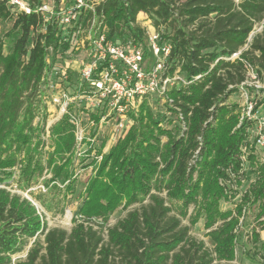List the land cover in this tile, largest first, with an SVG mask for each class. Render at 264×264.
I'll list each match as a JSON object with an SVG mask.
<instances>
[{
	"label": "trees",
	"instance_id": "1",
	"mask_svg": "<svg viewBox=\"0 0 264 264\" xmlns=\"http://www.w3.org/2000/svg\"><path fill=\"white\" fill-rule=\"evenodd\" d=\"M24 1L31 14L0 0V23L13 22L6 38H0V184L11 180L10 171L20 163L21 176L29 186L45 170L37 156L47 119L43 100L47 79L71 47L56 19L46 21L35 12L44 0ZM96 12L109 39L133 41L146 50V31L138 16L143 13L152 21L160 43L170 46L164 78L176 73L183 77L181 86L166 95L174 118L159 119L150 99L144 98L129 114L133 126L106 154L103 141L96 154L102 159L93 160L96 174L84 190L83 220L75 219L70 231L48 228L28 200L0 189V264H13L12 257L35 237L26 260L18 264H224L235 260L239 217L248 205L260 203L257 220L264 232V163L253 153L249 165L256 168L258 177L243 194L237 215L219 214L217 209L224 195L219 182L228 180L229 174L236 180L244 177L242 149L250 148L249 130L255 122L243 118L241 106L230 104L229 99L246 81V65L263 77L264 0H103ZM257 24L263 25V31L250 43ZM239 53V58L231 60ZM69 80L76 82L70 74ZM39 115L42 124L34 127ZM52 137L54 152L48 167L54 180L62 178L72 191L76 143L67 117L53 126ZM35 138H39L36 145ZM23 152L25 157L19 160ZM164 191L168 198L183 201L184 209L203 196L208 228L224 220L209 234L215 245L212 251L172 214L173 207L159 195ZM148 197L149 203L143 205ZM122 204L142 206L114 226H95L93 218L107 223ZM253 242H260L256 231ZM260 250L264 253V242Z\"/></svg>",
	"mask_w": 264,
	"mask_h": 264
},
{
	"label": "built area",
	"instance_id": "2",
	"mask_svg": "<svg viewBox=\"0 0 264 264\" xmlns=\"http://www.w3.org/2000/svg\"><path fill=\"white\" fill-rule=\"evenodd\" d=\"M102 1L44 0L42 6L35 10L46 21H58L62 36L71 47L68 55L58 65L55 82L52 81L54 68L48 76L43 98L47 116L51 113L52 106L61 119L67 117L75 136V157L93 156L99 160L102 156H96L97 149L103 141L106 140L103 148V154H106L110 150L108 143L114 141L115 144L132 125L130 112L136 111L144 98H166L179 80L178 73L171 78L163 76L170 46L160 43V33L148 16L140 14L144 19L141 26L147 36L146 50L133 41L121 42L108 38L107 27L99 20L96 12ZM9 2L19 12H33L24 0ZM239 56L240 53L231 57V60ZM151 58L155 60L154 66L148 64ZM69 74L76 82L69 80ZM251 88L260 91L262 84L257 70L246 65V81L240 86L242 96H246V108L241 107L244 112L242 117L252 119L255 125L249 130L250 148L242 149L243 172L249 168V154L253 153L257 157L258 152L264 150V118H260L256 107L249 103ZM111 122L112 134H108L102 128ZM50 126H47V137L51 133ZM45 128L43 125V129ZM99 140L100 146H96ZM91 149V154H88ZM256 174L258 177L257 172ZM251 177L250 185L257 179L253 180L254 175Z\"/></svg>",
	"mask_w": 264,
	"mask_h": 264
},
{
	"label": "rangeland",
	"instance_id": "3",
	"mask_svg": "<svg viewBox=\"0 0 264 264\" xmlns=\"http://www.w3.org/2000/svg\"><path fill=\"white\" fill-rule=\"evenodd\" d=\"M144 22L143 15L138 16V23L141 25ZM13 27L12 21L1 22L0 23V38L5 39L6 35L11 31ZM263 31V25L257 24L255 26L254 32L251 34L249 38V42L251 43L253 38L258 34H261ZM9 44L6 43L5 53L9 52ZM247 46L246 48H248ZM245 48V49H246ZM150 66H154L155 60L151 58L148 63ZM59 71V67L55 66L53 69V78L52 81L56 80V73ZM179 80L176 86H181L183 77L178 75ZM260 82L262 84V89L253 90L252 88L249 90V103L253 104V107H256L258 111V116L260 118H264V74L263 77L260 78ZM246 96H242L241 92L234 94L230 99V104H239L241 107L246 108ZM150 103L154 114L159 119H164L166 122L168 119H173L174 116L168 112V107L166 105V98L154 96L150 98ZM242 109V114H243ZM42 115L36 117L34 120L33 126H41ZM61 120L60 115L57 111H55L54 107L51 106V113L48 114L46 123H45V131L41 132L40 139L43 143L39 146V154L37 158L41 159L45 170L42 176L38 177L36 180L34 179L31 184L28 186L25 179L21 176V167L22 164L18 163L15 168H13L10 172L12 173L11 180L8 183H1L0 189H5L10 194L21 196L22 199L28 200L31 205L36 209L38 216L41 221L46 222L48 228H60L67 231H70L74 226V220L79 219L83 220L80 211L82 209V205L86 198L85 188L87 186L88 181L95 177L97 168L92 165L93 160L95 159L93 156L78 158L77 156L73 158V172L75 183L72 191L67 190L68 182H63L64 180L53 178L52 169L48 167V157L54 152V140L52 137V128ZM164 122V125H165ZM50 126V135L47 134V126ZM130 125V130L133 126ZM171 128V125H167ZM113 122L109 123V125H104V130L108 134H112ZM125 133V135H126ZM124 135V136H125ZM123 136V137H124ZM39 138L34 139V145H36L37 140ZM101 140V139H100ZM100 140L96 142V146H100ZM165 140V139H163ZM102 142V140H101ZM108 143V148L111 149L113 142ZM117 142V141H116ZM114 144V143H113ZM95 147V146H94ZM107 147L105 150L108 149ZM19 160H22L25 157V152L21 153L19 156ZM257 161L264 162V150L258 152ZM100 162L101 160H97ZM60 163V161H58ZM247 168L243 173L244 177L239 178L240 180H236L235 176L229 174V179L225 181H220V185L224 188V195L219 199L217 209L219 214H227L231 213L233 216L237 215V207L242 202L243 194L250 187L251 176L254 175L256 179V168L250 167ZM1 177L3 174L0 172ZM198 179V174L194 175L193 181L196 182ZM50 182L49 185L46 183ZM202 186V184H201ZM152 194H158L156 191H152ZM163 197L167 205L173 207V215L178 216L182 220V224L184 226L190 227V234L198 241H203L206 247L209 250H213L215 245L210 238L209 234L221 226L224 223V220L218 219L215 224L208 228V217L205 211V204L203 196H198L196 202L190 204L186 209H184L183 201L177 199L168 198V194L166 191L159 194ZM149 203V197L142 203L146 205ZM142 204H136L130 206L128 208L125 207V204H122L119 208H117L113 213L108 216L107 223L104 222L103 218H93L96 227H106V226H114L119 220L123 219L127 213L135 208H140ZM260 203H254L248 205L244 208L242 215L239 217V229L237 231V246H236V258L231 262H223L224 264H264L263 252L260 250L261 243L264 242V232L260 229L258 225L257 216L260 212ZM204 208V209H203ZM185 212L186 215L182 216L181 213ZM231 219V218H230ZM229 219V220H230ZM256 231L260 234V242H253V232ZM36 238L30 239L22 246V250L15 254L12 257L13 264H18L19 262H23L26 260L27 255L36 241ZM43 242V236L39 237Z\"/></svg>",
	"mask_w": 264,
	"mask_h": 264
}]
</instances>
